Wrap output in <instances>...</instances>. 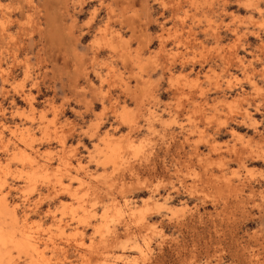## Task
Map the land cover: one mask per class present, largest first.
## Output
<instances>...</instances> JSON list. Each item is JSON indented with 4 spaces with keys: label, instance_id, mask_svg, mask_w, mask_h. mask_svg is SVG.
<instances>
[{
    "label": "rangeland",
    "instance_id": "1",
    "mask_svg": "<svg viewBox=\"0 0 264 264\" xmlns=\"http://www.w3.org/2000/svg\"><path fill=\"white\" fill-rule=\"evenodd\" d=\"M0 5V199L20 220L1 215L0 228L34 244L12 248V261L3 250L0 264H158L153 232L152 243L139 239L142 252L123 253L125 237L102 243L125 219L136 223L129 214L149 197L166 199L176 218L192 216L183 260L169 251L180 232L164 229L162 264H213L216 194L202 187L198 154L208 155V141L264 145V0ZM233 55L244 71L222 61ZM247 111L261 134L251 127L232 137L224 124ZM108 140L120 147L112 160ZM263 213L240 235H264Z\"/></svg>",
    "mask_w": 264,
    "mask_h": 264
},
{
    "label": "bare ground",
    "instance_id": "2",
    "mask_svg": "<svg viewBox=\"0 0 264 264\" xmlns=\"http://www.w3.org/2000/svg\"><path fill=\"white\" fill-rule=\"evenodd\" d=\"M163 7L165 8L166 6L163 4L162 8ZM232 31L235 35L239 32L238 29H233ZM161 41L163 40L161 39ZM163 43L164 41L162 45H165V43ZM241 46L243 50L246 49L247 51L249 44L243 43ZM233 56V58L230 57L232 60L231 63L230 58L229 62L226 61L225 58H222L224 59L222 61H224L225 65H229L236 60L240 70L244 71L242 60H240L238 56ZM166 65L167 68L170 69L172 63L167 62ZM29 104L33 106L32 99H30ZM254 121V115L247 111L240 116L232 117L230 122L224 124V128L232 127L231 136L244 139L245 136L243 134L241 135L238 130H250L252 127L255 129L257 135L261 134L257 132L259 129L258 126L254 124ZM4 127H6V125ZM29 131L30 129L26 130L29 135V138H27L28 140H26L28 142L31 140ZM207 144H209L207 145L209 147L208 155L204 154L205 156H203L199 153L197 162L201 170V179L205 177L206 180V182L201 180L202 187H209L216 194V197L212 200L215 206V213L212 216V225L210 226L212 253L210 254L208 251L209 256L213 259V264H224L225 260H228V264H264V235H260L259 232L250 233L249 231H245L240 235L239 232L245 223L246 226H250L256 222L262 221V213L264 212V191H258L259 188H256L264 186V169L261 167L258 168L260 169L258 175L257 172L255 174L254 171H250L249 166L253 167L255 165L264 167V145H227L225 148H222L216 145H210V141H208ZM105 145L109 153L107 160H112L116 155L118 156L120 154V147L113 146L110 140L105 141ZM197 148L200 150L202 145H197ZM30 159L32 161L34 160L32 158ZM114 163L116 166L119 165L117 160H115ZM232 166H237L238 169L236 171H230ZM64 189L67 188L65 187ZM149 198V201L146 200L145 202L146 205L144 209L141 207L140 210L136 208L138 211L132 209L129 214L130 218H137L138 221L134 220L136 223L132 224L130 220L125 219L117 224L119 226L116 225L113 232L110 234L111 236L103 239L102 243L104 242V248L115 246L122 237H125L127 241L123 245V253L142 252V248L138 243L139 239L144 238L145 241L150 244L152 243L151 239L153 232L155 236L152 240L156 243L158 250L156 256L157 263L162 264L166 257L165 253L167 252L165 246L167 241L164 229L171 224L180 232L182 239L174 240L172 238L174 241H172L169 251H171L172 256H175L176 262L183 260L187 254L186 243L184 241L185 237H183L185 233H183V230L189 227V222H192V216L183 219L176 218L174 215L166 213L168 212L166 199L160 202L159 200H154L152 197ZM0 200V216L6 217L5 220H7L8 225L14 223L18 224L20 220L16 215L15 209H10L9 205L3 202L2 199ZM3 210L5 212H3ZM255 211L260 215L255 217L256 215L254 214L255 216H253L252 213ZM243 220H246V222L242 224L241 221ZM202 222V220H199L198 223L202 224ZM88 227L89 226H87V228ZM187 233L189 234L190 232ZM192 233L193 235L197 234L195 228L192 229ZM201 235L203 234L200 233L198 236L201 237ZM16 238L18 237L13 230H4L0 228V259L3 256L2 251L5 250L6 258L8 256L9 260L12 261L13 255L11 250L14 247H17L19 251L23 250L25 253H28L29 250L30 252L32 251L30 248H34V244L30 240H18Z\"/></svg>",
    "mask_w": 264,
    "mask_h": 264
}]
</instances>
